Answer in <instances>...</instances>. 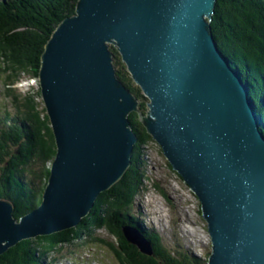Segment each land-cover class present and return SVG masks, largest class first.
Returning a JSON list of instances; mask_svg holds the SVG:
<instances>
[{
    "label": "water",
    "instance_id": "obj_1",
    "mask_svg": "<svg viewBox=\"0 0 264 264\" xmlns=\"http://www.w3.org/2000/svg\"><path fill=\"white\" fill-rule=\"evenodd\" d=\"M217 0H77L44 46L38 82L56 155L42 202L18 221L0 199V256L76 227L122 179L138 142L130 114L200 202L206 264H264V135L210 23ZM123 69L146 102L117 74ZM143 255L151 243L122 229Z\"/></svg>",
    "mask_w": 264,
    "mask_h": 264
},
{
    "label": "trees",
    "instance_id": "obj_2",
    "mask_svg": "<svg viewBox=\"0 0 264 264\" xmlns=\"http://www.w3.org/2000/svg\"><path fill=\"white\" fill-rule=\"evenodd\" d=\"M76 2L0 0V71L5 74L6 96L11 100L0 119V198L12 203L17 221L41 204L50 175L48 164L56 155V146L49 118L45 108H41L40 89L35 94L30 91L14 95L11 88L24 74L38 80L44 46L58 23L74 13ZM210 26L218 49L237 70L251 96L260 120L259 130L264 135V0H217ZM112 51L118 76L141 99L144 112L145 100L115 50ZM129 120L138 142L131 166L122 179L98 196L90 213L76 227L21 241L0 256V264H46L50 253L88 238L106 244L93 237L101 229L117 240L118 250H113L121 264H206L185 251L172 254L163 245L161 236L134 215L135 196L145 190L144 182L149 179L143 147L152 139L136 114H130ZM159 153L162 156L160 150ZM166 165L172 170L167 162ZM158 191L168 201L167 192L162 188ZM125 226L141 231L152 245L151 256L141 254L125 240L122 232Z\"/></svg>",
    "mask_w": 264,
    "mask_h": 264
},
{
    "label": "rangeland",
    "instance_id": "obj_3",
    "mask_svg": "<svg viewBox=\"0 0 264 264\" xmlns=\"http://www.w3.org/2000/svg\"><path fill=\"white\" fill-rule=\"evenodd\" d=\"M5 85V74L0 71V119L3 118L4 112L8 111L11 105V100L6 96L7 87ZM38 88V80L34 81L24 74L14 83L11 90L14 95H25L30 91L35 94ZM249 98L251 99L250 94ZM40 102L41 108H45L42 98ZM143 150L145 152L144 159L149 163L147 164L149 179L144 182L145 190L135 196L134 215L145 227L155 230L161 236L163 245L172 254L174 251H185L195 258L207 262L211 252V239L207 225L200 214L198 198L181 177L169 170L166 165L167 160L163 154L160 155V148L153 140L148 146H144ZM51 163L48 164L49 167ZM159 187L167 192L168 201L159 193ZM185 224L190 229L188 232L182 230ZM93 234L95 239H101L106 244L91 242L88 238L83 243L65 245L60 251L50 253L46 264H121L113 250H118L117 240L102 229Z\"/></svg>",
    "mask_w": 264,
    "mask_h": 264
},
{
    "label": "bare ground",
    "instance_id": "obj_4",
    "mask_svg": "<svg viewBox=\"0 0 264 264\" xmlns=\"http://www.w3.org/2000/svg\"><path fill=\"white\" fill-rule=\"evenodd\" d=\"M218 48V47H217ZM219 50V49H218ZM219 52H220V50H219ZM221 53V52H220ZM221 55H222V53H221ZM223 56V55H222ZM224 57V56H223ZM225 58V57H224ZM226 59V58H225ZM229 64V63H228ZM230 66V65H229ZM231 67V66H230ZM231 69L232 70H235L236 71V73H237V70L236 69H233L232 67H231ZM238 74V73H237ZM136 87V86H135ZM248 91V90H247ZM248 99L250 100V102H251V104H253V102H252V100L249 98V92H248ZM101 243V242H100ZM56 261V260H55Z\"/></svg>",
    "mask_w": 264,
    "mask_h": 264
},
{
    "label": "clouds",
    "instance_id": "obj_5",
    "mask_svg": "<svg viewBox=\"0 0 264 264\" xmlns=\"http://www.w3.org/2000/svg\"><path fill=\"white\" fill-rule=\"evenodd\" d=\"M147 175H148V173H147ZM142 192V191H141ZM139 194H140V192H139ZM137 196V195H136ZM183 230L185 231V232H188L190 229H188V225L187 224H185L184 225V227H183Z\"/></svg>",
    "mask_w": 264,
    "mask_h": 264
}]
</instances>
